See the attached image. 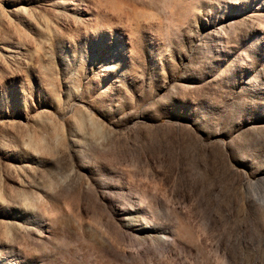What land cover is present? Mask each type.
Masks as SVG:
<instances>
[{
    "label": "rangeland",
    "instance_id": "obj_1",
    "mask_svg": "<svg viewBox=\"0 0 264 264\" xmlns=\"http://www.w3.org/2000/svg\"><path fill=\"white\" fill-rule=\"evenodd\" d=\"M0 264H264V0H0Z\"/></svg>",
    "mask_w": 264,
    "mask_h": 264
}]
</instances>
